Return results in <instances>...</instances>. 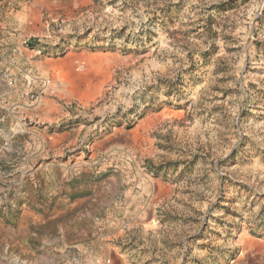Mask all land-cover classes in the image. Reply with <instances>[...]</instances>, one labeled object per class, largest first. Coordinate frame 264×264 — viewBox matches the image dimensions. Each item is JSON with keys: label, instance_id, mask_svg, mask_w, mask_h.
I'll return each instance as SVG.
<instances>
[{"label": "rangeland", "instance_id": "374dc122", "mask_svg": "<svg viewBox=\"0 0 264 264\" xmlns=\"http://www.w3.org/2000/svg\"><path fill=\"white\" fill-rule=\"evenodd\" d=\"M106 257L264 264V0H0V264Z\"/></svg>", "mask_w": 264, "mask_h": 264}, {"label": "crops", "instance_id": "0c3cea01", "mask_svg": "<svg viewBox=\"0 0 264 264\" xmlns=\"http://www.w3.org/2000/svg\"><path fill=\"white\" fill-rule=\"evenodd\" d=\"M33 19L36 20L37 17L34 16ZM87 56H88V58H90V59H92V60L96 57L95 54H88ZM60 63H61V62H60ZM143 218H144V217H143L142 215H139V216H138V220H140V221H141ZM146 218H148V217H146ZM124 256H125V253H124Z\"/></svg>", "mask_w": 264, "mask_h": 264}, {"label": "built area", "instance_id": "2783aa9c", "mask_svg": "<svg viewBox=\"0 0 264 264\" xmlns=\"http://www.w3.org/2000/svg\"><path fill=\"white\" fill-rule=\"evenodd\" d=\"M47 83V81H45ZM99 264H113L109 257L104 258Z\"/></svg>", "mask_w": 264, "mask_h": 264}, {"label": "bare ground", "instance_id": "6f19581e", "mask_svg": "<svg viewBox=\"0 0 264 264\" xmlns=\"http://www.w3.org/2000/svg\"><path fill=\"white\" fill-rule=\"evenodd\" d=\"M62 65H63V66H66V65H68V62H67V60L63 61V62H62Z\"/></svg>", "mask_w": 264, "mask_h": 264}]
</instances>
